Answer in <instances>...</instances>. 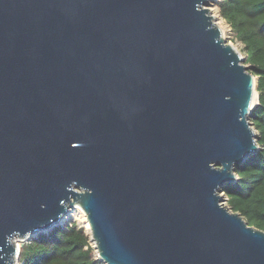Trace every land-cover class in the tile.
Listing matches in <instances>:
<instances>
[{
    "label": "water",
    "instance_id": "water-1",
    "mask_svg": "<svg viewBox=\"0 0 264 264\" xmlns=\"http://www.w3.org/2000/svg\"><path fill=\"white\" fill-rule=\"evenodd\" d=\"M213 0H0V264L81 207L106 264H264L223 186L258 77Z\"/></svg>",
    "mask_w": 264,
    "mask_h": 264
},
{
    "label": "trees",
    "instance_id": "trees-1",
    "mask_svg": "<svg viewBox=\"0 0 264 264\" xmlns=\"http://www.w3.org/2000/svg\"><path fill=\"white\" fill-rule=\"evenodd\" d=\"M222 18L239 40L250 70L258 77L259 96L250 116L260 149L237 166V180L223 191L227 206L250 225L264 229V0H215ZM91 235L77 220L56 225L26 240L19 264H106L94 254Z\"/></svg>",
    "mask_w": 264,
    "mask_h": 264
},
{
    "label": "rangeland",
    "instance_id": "rangeland-1",
    "mask_svg": "<svg viewBox=\"0 0 264 264\" xmlns=\"http://www.w3.org/2000/svg\"><path fill=\"white\" fill-rule=\"evenodd\" d=\"M210 7L212 8V11L213 13L216 15L217 17V21L219 22V24L223 27L224 31H225V36L227 38L228 41L232 42L233 44H235L237 46V48L243 53L242 51V48H243V45L242 43L239 41V40H236L234 39V34L232 33L231 31V27L228 23H226V21L222 18L220 12H219V8L217 7V5L215 4V0H213L210 4ZM244 55V53H243ZM248 65V64H247ZM225 204H227V201H225ZM77 209L79 212H77ZM74 210L76 212H74ZM73 214L70 216V215H67L65 216L64 220L61 222V225H64V224H67V223H70L72 222L73 220H77L80 224H82L86 230H87V219H86V215L84 213V211L82 210L81 207H76L74 208L73 210ZM88 231V230H87ZM89 232V231H88ZM90 233V232H89ZM37 235H34V237H36ZM33 237V238H34ZM31 239V238H30ZM28 240V239H27ZM26 240L24 241H20L21 243V246L23 244V242H25ZM92 242V245L94 246V242L91 240ZM95 248V247H94ZM94 254L98 256V252L96 250V248L94 249Z\"/></svg>",
    "mask_w": 264,
    "mask_h": 264
},
{
    "label": "bare ground",
    "instance_id": "bare-ground-1",
    "mask_svg": "<svg viewBox=\"0 0 264 264\" xmlns=\"http://www.w3.org/2000/svg\"><path fill=\"white\" fill-rule=\"evenodd\" d=\"M75 208H76V207H75ZM75 210H77V209H75ZM75 210H74V212H76ZM77 212H79V211L77 210ZM72 214H73V211H69V212L67 213V215H70V216H71ZM67 215H66V216H67ZM64 218H65V217H64ZM89 229H90V226H89V224L87 223V230H89Z\"/></svg>",
    "mask_w": 264,
    "mask_h": 264
},
{
    "label": "built area",
    "instance_id": "built-area-1",
    "mask_svg": "<svg viewBox=\"0 0 264 264\" xmlns=\"http://www.w3.org/2000/svg\"><path fill=\"white\" fill-rule=\"evenodd\" d=\"M222 192H224V191H222ZM225 197H226V195H225Z\"/></svg>",
    "mask_w": 264,
    "mask_h": 264
}]
</instances>
